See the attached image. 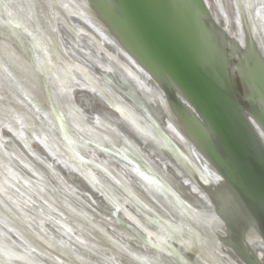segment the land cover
<instances>
[{
	"label": "water",
	"instance_id": "95a60500",
	"mask_svg": "<svg viewBox=\"0 0 264 264\" xmlns=\"http://www.w3.org/2000/svg\"><path fill=\"white\" fill-rule=\"evenodd\" d=\"M4 1L8 5L10 3L14 5L12 0ZM93 1L107 11L102 22L96 21L95 13L92 15L86 6L79 14L64 13L63 21L79 38L93 44V46L90 44L86 59L89 62L92 58L98 66L89 63L91 71L88 70L86 73L83 67L77 64L79 67L76 69L79 73L80 70L84 71L85 78L75 77L69 70V83H66L68 89L65 88L64 94L55 84H51L49 75L42 69L47 67V61L44 64L37 61L35 66V73L43 78L42 93L47 95L53 110L52 114L61 130H51L54 135L52 137L62 152L66 153H62L66 156L62 160L67 164L65 168L74 176H81L82 180L78 179L77 183L81 187L69 178L70 172L60 169L61 161L54 158L53 162L52 160L46 162L47 158L40 152L41 148L37 147L39 145L49 152L48 140L51 138L49 131L26 136L25 139L23 138V145L19 146L17 140L10 136V128L0 125V142L7 143L12 154H16L17 160L31 171V177L36 181L34 185L45 187L46 190H43L45 189L43 187L42 190L49 200L51 199L49 192H53L75 208L70 204L69 208L59 209L57 206L55 208L50 203L51 200L35 194L34 201L38 207L36 210L30 204L16 199L12 185H8L9 192L5 193L9 196L5 197L3 193V200L0 199V264H105L99 256L106 254L104 253L106 249L100 250L95 244L93 248L86 245L84 240L67 226L68 224L73 228V224L77 223L95 229L99 234V236L95 235V238L100 240L98 246L106 244L105 246L108 250L111 249V254L114 256L116 254L130 261L134 258L133 260L146 263L144 258L152 253L160 258L163 254L162 262L158 263L169 262L168 260L163 262L167 253L164 255L165 250L160 247L162 245L152 242L154 239L151 238L155 234L149 229L151 227L156 229L160 235L163 232V238L168 242L174 236L171 231L178 238L179 235L182 238L179 231L176 230L177 234L171 229L178 219L174 211H170L164 204L160 193L151 187L146 179L141 180L142 177L144 178L143 171L149 170L148 175L160 183L171 198L178 200L185 209H189V204H185L180 199L167 184L163 174L147 158L148 154L143 150L150 146L148 144L150 140H142L136 129L128 126L129 112H133L132 100L129 99L127 92L124 93L116 83H113L111 70L117 71L122 81H129L133 75L153 94L147 105L136 109L138 116H149L151 106L161 110L170 105L179 110L187 130L192 131L191 136L195 141L193 147H188L187 151L191 159L186 163L190 168L198 169L199 177L210 179V187L214 189L229 187L232 195L230 198L237 205V210H234L236 214L249 209L250 213L252 211L250 219L255 221L260 229L261 237H258L254 243L248 242L249 245L243 249L244 252L243 250L239 252L240 261L242 264H264V259L260 257V252H264V122H262L264 90L258 72L261 69L264 74V0H231L232 15L242 19L240 24L236 20L235 28H230L224 21L227 17L223 9V0ZM17 11L18 15V8ZM35 11L37 9H34ZM251 26L257 35L256 46L250 37ZM59 31L61 30L56 25L54 37L61 45ZM189 36L193 37V43ZM242 38L247 39L244 42ZM139 46L147 50L151 60L149 56L143 57L137 50ZM135 51L142 59L137 57ZM211 67L219 74L212 73ZM97 73L108 77L111 85L104 86L99 83ZM70 78L74 79L70 80ZM10 80L11 83L16 84V80ZM242 89H246L249 94L247 107H242L244 99L235 94ZM57 94L66 103L67 112L55 103ZM79 97L80 102L77 100ZM84 101L87 103V109L84 107ZM156 102H159L160 106ZM154 103L157 106L156 104L154 106ZM25 104L28 112L32 114L33 108L31 110L28 103ZM97 104L114 110L118 117L115 115L111 118L108 112L99 110ZM55 110L61 112L66 126H62ZM245 112L251 115L252 120ZM68 113L73 114L74 119L80 120L79 126L82 124L85 129L80 130V127L71 121L72 118ZM96 123L112 129L114 136L116 134L121 136L125 147L136 146L139 150L137 149L136 152L132 148V158L122 156L125 147L115 143L112 137L105 136L103 129ZM221 123L223 126L220 125ZM94 125L97 129L93 127ZM64 130L75 141L61 135ZM160 130L163 134L160 136L162 140L175 143L174 130L166 128ZM203 140L207 141L208 145H204ZM160 150L165 155L163 161L157 162L162 172L165 175L171 174V177L178 175L179 178L186 179L184 174L187 177L189 174L179 165L167 160L166 152L169 149L160 147ZM179 150L186 152L181 145ZM0 152L5 160L12 161L1 144ZM33 157L40 162H46L44 164L54 177L39 170ZM72 160L76 164H73ZM133 161L139 164L143 162L142 172L133 166ZM11 166L17 172H21L14 164ZM237 170H241L242 173ZM39 183L42 186H39ZM185 184L186 186L189 184L195 192L204 196L199 186L190 181ZM135 185L145 189L151 201L144 200V195L135 192L132 189V186L137 188ZM59 190L64 191L70 197V201ZM208 200L210 202V199ZM160 204L165 207H161ZM60 210L65 215L63 218H56V213ZM91 210L100 217L91 218V221L86 223L87 218L92 215L89 214ZM71 212L75 213V217L70 216ZM32 214L42 221L41 224L33 219ZM142 216L149 221V224L141 222L139 217ZM154 216L161 225L156 222ZM100 218L106 219L107 225H103ZM238 223L241 231L237 228V233L240 231L241 236L238 238H241L244 223L240 220ZM48 225L61 231L60 235L52 232V228ZM112 228L121 235L117 236V233L111 231ZM138 228L143 232H137ZM64 234L70 240H74V246L63 238ZM127 235H130L135 243L127 244L124 240ZM80 246L89 248L88 250L92 251L91 255H82L79 252ZM139 247L146 252L150 251L151 254H142L143 250ZM227 247L230 250V245L220 241L218 256L227 261L226 264H237L233 254L227 251ZM176 256L181 257L179 254Z\"/></svg>",
	"mask_w": 264,
	"mask_h": 264
},
{
	"label": "bare ground",
	"instance_id": "6f19581e",
	"mask_svg": "<svg viewBox=\"0 0 264 264\" xmlns=\"http://www.w3.org/2000/svg\"><path fill=\"white\" fill-rule=\"evenodd\" d=\"M12 3L14 5H11V3L10 5H8L4 0H0V125H4L6 128H10V136L17 140L19 146L23 145L22 141H24L23 138L25 139L26 136L36 135V133H41L43 131H49L51 134V138H49L48 140V144L50 147V150H48L49 152L44 150L43 147L39 145L36 146L41 148L40 152L47 158L46 162H49V160H52L53 162L54 158L58 159L62 163L61 165H59L60 169L64 172H70L69 169L65 168L67 164L62 161L65 159L64 157H66L62 153H66L62 152L58 143H56L52 137L54 135L51 133V130H59L55 122L50 121L49 126L46 127L39 120L38 114L29 107L32 110V114H30L25 104L26 100L23 96L25 95L27 97H33L37 102L36 104L38 108L42 106H50L47 95L45 93H42L43 78L35 73V66L37 65V61L40 64H44L47 61V67L42 69H44V71H46L49 75L51 84H55V86L58 87L59 91L63 92V94L64 91H66L65 88H67L66 83H69V70L73 76L85 78L83 76L84 73H88V70L91 71V66L89 63L96 64L98 66L97 62H95V60H93L92 58L89 59V62L86 59V57L88 56L87 52L90 49L91 43L85 42L81 39V37L79 38V36H77L76 32L72 28L68 29L66 27L67 25L63 21V15L79 14L80 10H84V7L86 6V9L88 11H91L92 15L93 13H95L96 21L102 22L105 19L104 14L107 11L102 8L99 3H94L93 0H81V2L80 0H12ZM223 5V9L227 17L226 19L224 18V21L229 24L230 28L236 27V20L238 21V24L242 23L241 17H237V15L235 16L231 13V0H223ZM17 8L20 15H17L16 13L18 12ZM34 9H37V11L34 12ZM59 11H61L62 13ZM4 13L6 14L4 15ZM89 18L93 19L90 16ZM56 25L59 26V29L61 30L59 31L61 45L59 44V40L57 41L54 37V28H56ZM256 36L257 35L255 33V30L253 29V26H251L250 37L255 46ZM242 39L245 42V39L247 38ZM242 44L244 45L243 42ZM91 45L93 46V44ZM132 50H134L133 47ZM137 50H139L143 57H148L147 50L144 47L139 46V49L137 48ZM135 52L138 56L136 54L135 55L139 59H142L139 53L137 51ZM218 59L221 60V57L218 56ZM77 64L83 67V70H85V72L83 71L84 73L82 72V70H80L79 73V71L76 69L79 67ZM211 68L212 69H210V71L212 73L219 74L213 67ZM110 73L113 83H116L117 86L121 88L120 90L124 93L127 92L129 95V99L132 100L131 105L133 112H129V118L127 120H129L128 123L130 125L128 124V126L130 128L136 129V131L142 136V140H150L148 144L151 146V148H149V146L143 150L148 154L147 158L151 160L152 163L163 174V177L166 180L167 184L180 197V199L185 204H189V209H185L183 205L178 202V200H176L175 198H171L166 189L162 188L161 190V188H158L153 183H150L147 180L149 185L156 189L158 193H160L162 201L167 206V208L172 212L174 211L173 213L176 215L175 217H177L178 220L175 221L176 224L174 225V228L171 229L175 232L176 230L177 232L179 231L182 235V238L180 237V235L178 238V236L173 234V232L171 231L172 236H174L173 238L169 239L170 241L168 242L167 239L163 238V232H161L160 235L157 233L156 229H153L152 227L149 229L152 230L153 234H155V236L151 238L154 239L152 242L162 245L160 247L165 250L164 255L167 253V257L163 259V262L168 260L169 262L167 264H226L227 261L220 259V257L218 256V245L220 241H224L225 243L230 245L231 248L229 250V248L227 247V251H230L233 254V257L236 259V263L242 264L239 258L241 257L239 256V252L245 249L247 245H249L248 242L254 243V241L257 240L258 237H261L260 229L257 227L256 222L250 219L252 211L250 213L249 209H244V211H242L240 214H236L234 210H237V205L234 203L233 199L231 200L230 198L232 196L230 194V188L227 186H222L216 189L210 187L209 185L211 183V180L208 178L202 179L201 177H199L200 175L198 174V169H195V167H192V169L186 163L188 159H191V157H189L190 154L187 151L189 149L188 147H193L195 141L191 136L192 131L187 130L188 128L185 125L182 114L179 112V110H177V108H173L170 105H167L161 110H158L152 106L150 107L149 105V116H138V112L136 109H138V107L147 105L146 103L149 102L148 100L152 98L153 94L150 93L148 88L143 87L141 82H138L133 75L132 78L129 79V81H122L117 71L111 70ZM99 74L100 73L96 74L98 76L97 79L99 83L103 84L104 86L111 85V81L108 77H106L105 75L101 76ZM10 79L16 80V84L11 83ZM73 79L74 78H70V80ZM82 94L83 93H81V95ZM88 94L91 95L89 92ZM235 94L236 96L241 97V99H244V104L242 103V107L249 106V94L246 89L236 91ZM77 100L78 102H80V97L77 98ZM54 101L55 103L60 105L64 112H67L68 107L58 94L57 99H54ZM156 103L160 106L159 102ZM156 103H154L153 105L155 106ZM84 104L85 109H87V103L85 101ZM97 108L101 111L108 112L111 118L115 115L116 117H118V114L114 112V110L107 108L101 104H97ZM245 113L248 114L247 117H250L251 119V115L248 112ZM68 114L72 118L71 121L77 127H80V130L85 129L82 124L81 126H79L80 120H76V118L74 119L72 117L73 114ZM96 124L97 126H99V128L101 127L103 129L104 134H106L105 136L112 137L114 140H120L123 142L121 136H118L117 134L116 136H114L112 129L107 126H101V124L99 123ZM97 126L94 125L93 127L97 129ZM165 128L175 131L176 139L174 137L173 140V142L175 143H170L164 139L162 140V137L160 136H163V134L160 129ZM130 137L134 139L133 136ZM203 141L204 142L202 143L204 145H208L207 141ZM0 144L3 150L12 160V163L9 160H5L0 152V199L3 200V193L5 194V197L9 196L7 195L8 193L5 192H9L8 185H12L13 195L16 197V199H19L22 203L30 204L37 210L38 207L36 206L37 204L34 201L35 194L39 197L41 196L42 198L48 199V196H46L45 192L43 191L46 190V188L40 185V183L39 186H42L45 189L42 190V187L34 185L36 184V181L35 179H33V177H31V171L28 170L24 164L17 160L15 156L16 154H12L13 152L11 151L7 143L0 142ZM132 144L134 145V143ZM180 145L183 147V150L186 151L185 153L179 150ZM36 146L34 147L36 148ZM160 147H167V149H169L166 152L167 160L172 161L175 165H179L180 167H182V169H184L189 174L188 177L184 174L186 179L181 177L179 178L178 175H176L175 177H171V174L165 175V173L162 172L161 166L157 162L160 163L161 161H163L162 158H164L165 155H163V152H161ZM132 148H134V150L136 151L138 149L136 146ZM33 160L35 161V165L39 170H43L48 176L54 177L51 174L50 170L44 164L46 162H40L36 157H33ZM68 160L71 163V159L69 158ZM153 160H155L156 162H153ZM72 163L76 164L74 160H72ZM11 164H14V166L18 167L21 172H17L11 166ZM68 166H70V164ZM68 174L69 178L73 179L74 183L78 187H81L80 184H77L78 179L82 180L81 176H74L73 174H71V172ZM143 179L146 178L142 177L141 180ZM187 181H190L192 184L199 186L202 189V193L204 194V196L199 192H195V190H193L189 184L188 186H186L185 182ZM135 186H137V188L132 186V189L135 192H139L140 194L144 195V200H148V202L151 201L149 194L145 189H140L138 185ZM60 192H63L65 194L64 191ZM49 193V195L51 196V201L49 199L48 200L52 205H54L55 208L57 206L59 207V209H63L72 206L68 201H64L63 199L58 197V194L53 192ZM65 197L67 198V200H69L70 198L66 194ZM208 199H210V202ZM171 200L173 202H171ZM150 204L152 203L150 202ZM160 205L161 207L163 206L162 204ZM72 208L75 207L72 206ZM241 210L243 209L241 208ZM70 211L71 210H69V212ZM163 211L165 210L163 209ZM91 213L92 210L89 212V214L91 215ZM56 215V218H63V215L65 214L60 210L59 213H56ZM70 216L75 217V213L71 212ZM91 216L87 218L88 221L86 223H89V221H91V218L95 219L98 216L100 217V215L96 212L92 213ZM33 217L34 220L41 224L42 221H39L38 217L34 215ZM139 218L144 224H149V221L144 216ZM154 218L156 222L161 225L160 221H157V218L155 216ZM69 219L72 222L71 218ZM99 220L101 221V223H103V225H107L108 221H106V219L100 218ZM239 220L241 221V223H244L241 238H238V236H241V226L238 223ZM67 226L72 230V232L79 236V238L84 240V243L86 245H89L93 248L95 244V246H97L100 250H102V248L106 249V251L104 252L106 253L104 254L105 257L104 255L99 256V259L101 258V261H103L105 264H160L158 262H162L161 258L163 254L160 258L156 257L152 253V255L144 258L146 260V263L139 262L137 259L133 260L134 258H132V260L130 261L127 258L118 257V255L116 254L114 256L111 254V249H107V247L105 246L106 244L102 243L103 245L98 246V242L100 240L98 239V241L97 238H95V235L99 236V234L95 229H91L88 226L87 228L86 225L83 226L79 223L73 224V228L69 227L68 224ZM48 227L52 228V232H56L57 234L61 232L58 231V229L54 226L52 227L51 225H48ZM237 228H240V231L238 230V233ZM74 229H76L77 231ZM138 229L137 232H143L141 228ZM111 231L117 233V236L121 235L120 232H116L113 228ZM133 237L134 236L132 234V238ZM63 238L69 240V243L74 246V240H70L65 236V234ZM124 240L127 241V244L135 243L132 241L130 235H127ZM139 248L140 250H143V248ZM88 249L80 246L79 252L82 253V255L90 256L92 251L90 252V250ZM142 252V254L146 255L150 251L146 252V250H143ZM178 254L182 258L177 257L176 255ZM152 256L155 258L153 259ZM260 257L264 259V252H260ZM111 259H113L114 261H111Z\"/></svg>",
	"mask_w": 264,
	"mask_h": 264
},
{
	"label": "rangeland",
	"instance_id": "374dc122",
	"mask_svg": "<svg viewBox=\"0 0 264 264\" xmlns=\"http://www.w3.org/2000/svg\"><path fill=\"white\" fill-rule=\"evenodd\" d=\"M177 17V16H176ZM189 38H190V41L193 43V37L192 36H189ZM148 56H149V58H150V60H151V57H150V54H148ZM258 72H259V77L262 79V88H263V90H264V74H263V72H262V70L260 69V70H258ZM24 97V99L26 100V102L28 103V105H29V107L32 109L33 108V111L35 112V113H37L38 114V118H39V120L46 126V127H48L49 126V123H50V121H54L55 122V124H56V126L58 127V129L60 130V127H59V124H58V122H57V120H55V117H54V114H52V112H53V110H52V108H51V105L50 106H48V107H45V106H42V107H40V108H38V106H37V102L35 101V99L33 98V97H27V96H23ZM50 103V102H49ZM35 104V105H34ZM36 106V107H35ZM55 112H57V118L59 119V121L62 123V126H66V122L63 120V118H62V114H61V112L59 111V110H55ZM220 125H222L223 126V124L221 123ZM62 128H64V127H62ZM61 131V130H60ZM68 132H66V130H64V133L62 134L64 137H66V139H71V140H74L71 136H69V134H67ZM75 141V140H74ZM114 142L115 143H117V144H119V145H121V146H124V144H123V142L122 141H120V140H114ZM125 147V146H124ZM69 149H71V148H69ZM132 148H130L129 146H127V147H125V151H124V154H121L122 156H124V157H127V158H132ZM134 151H136V150H134ZM137 152V151H136ZM130 160H132V159H130ZM133 166L137 169V170H139V171H141L142 172V166H143V162H141L142 164H139V163H135L134 161H133ZM142 165V166H141ZM144 167H146L145 166V164H144ZM239 173H242L241 172V170H237ZM150 171L149 170H146V171H143V173H142V175L146 178V180H148L150 183H153L155 186H157L158 188H161V190H162V186H161V184L160 183H158L157 181H154L153 179L154 178H152V177H150L149 175H148V173H149ZM254 188H256V187H254ZM171 202H173L172 200H171Z\"/></svg>",
	"mask_w": 264,
	"mask_h": 264
},
{
	"label": "snow or ice",
	"instance_id": "6c2138e0",
	"mask_svg": "<svg viewBox=\"0 0 264 264\" xmlns=\"http://www.w3.org/2000/svg\"><path fill=\"white\" fill-rule=\"evenodd\" d=\"M262 122H264V119H262Z\"/></svg>",
	"mask_w": 264,
	"mask_h": 264
}]
</instances>
